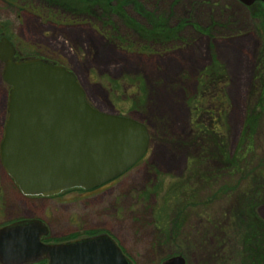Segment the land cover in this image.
I'll return each instance as SVG.
<instances>
[{"label": "rangeland", "instance_id": "374dc122", "mask_svg": "<svg viewBox=\"0 0 264 264\" xmlns=\"http://www.w3.org/2000/svg\"><path fill=\"white\" fill-rule=\"evenodd\" d=\"M141 2L146 10L170 17L171 27L187 22L171 49H143L130 39L125 46L120 27L116 37L113 26L64 22L61 12H46L39 1L0 0V37L16 48L19 60L37 58L64 67L91 107L141 123L149 134L148 150L135 166L90 191L23 196L0 164V228L42 220L57 242L107 233L135 264H159L167 257H181L185 264H220L239 250L232 237L241 232L244 219L243 186L253 189L264 222V184L254 169L264 161V115L251 166L216 177L207 171H217L209 162L207 170H199L215 181L205 177L183 185L187 162L201 146L188 100L204 69L214 63L224 68L228 105L220 128L228 154H233L246 107L259 91L254 75L264 67V17H259V3L245 7L236 0ZM130 16L143 23L134 12ZM129 43L139 45L137 50ZM1 72L0 66V143L9 91Z\"/></svg>", "mask_w": 264, "mask_h": 264}, {"label": "water", "instance_id": "95a60500", "mask_svg": "<svg viewBox=\"0 0 264 264\" xmlns=\"http://www.w3.org/2000/svg\"><path fill=\"white\" fill-rule=\"evenodd\" d=\"M245 7L264 0H236ZM0 39L3 82L10 88L0 164L23 196L90 191L123 175L146 154L145 125L103 114L86 101L75 76L42 59L16 61ZM38 221L0 228V264H132L108 236L44 245ZM164 264H185L174 257Z\"/></svg>", "mask_w": 264, "mask_h": 264}, {"label": "trees", "instance_id": "16d2710c", "mask_svg": "<svg viewBox=\"0 0 264 264\" xmlns=\"http://www.w3.org/2000/svg\"><path fill=\"white\" fill-rule=\"evenodd\" d=\"M32 1H39L41 8L46 12L54 9L61 12L62 18L65 19L64 22L97 21L106 27L113 26L116 37L120 27L125 31L122 33L125 35V38L123 37L125 40L123 39V42L120 43L127 46V41L130 39L133 42L142 43L144 45L142 48L148 50H150L149 48H156V50L171 49V46L180 40L181 30L187 24L186 21H183V23L171 27L169 25L170 17H164L156 10L153 12L146 10V6L141 0ZM255 5L260 8L259 17H264V4ZM132 12L137 14L143 23L140 24L134 20L130 16ZM129 44L133 51L137 50L135 46H139ZM263 69L264 67H261L260 71L254 75L256 84L257 82L260 83L257 88L259 91L255 96L256 101L249 103L246 107L241 132L233 154H228L227 144L221 135L220 128L228 105L227 73L218 63L211 64L200 73L196 94L188 100V108L190 109L194 137L201 142V146H199L200 150L197 156L187 162L183 185L200 178L204 181L205 177L206 180L212 182V180L215 181V178L211 174L218 177L221 175L220 172H227L229 169L238 174L239 171L242 173L243 169L251 166L249 160L251 155V158L255 156V140L264 115ZM253 90L254 88L251 90L252 96L255 95L252 93ZM209 162L213 163L217 171L207 170V163ZM261 162V167H254L259 173L260 186L264 184L263 159ZM203 168L211 174H202L200 170ZM243 187L246 188V192L243 191L245 202L241 206L244 219L241 224V232L232 237L238 244L239 250L228 259L222 258L220 264H264V222L257 215L258 204L255 202L256 196L252 191L253 189H249L248 185Z\"/></svg>", "mask_w": 264, "mask_h": 264}, {"label": "flooded vegetation", "instance_id": "af4514ba", "mask_svg": "<svg viewBox=\"0 0 264 264\" xmlns=\"http://www.w3.org/2000/svg\"><path fill=\"white\" fill-rule=\"evenodd\" d=\"M3 38V37H0V39ZM14 47V46H13ZM14 51H15V55H14V58L16 61H20V57L18 55V52L16 50V48L14 47ZM0 66L2 68V71H3V63L0 62ZM2 74V72H1ZM5 85V84H4ZM5 87L8 89V87L5 85ZM38 222H41L46 230H47V235L44 236L42 239H41V242L44 244V245H61V244H66V243H69V242H72V241H77V240H82V239H89V238H95V237H99V236H108L116 245L117 247L121 250L122 254L125 255V257L132 263V264H135L134 260L131 259V257H129L124 251L123 249L117 244V242L115 241V239L113 237H111L109 234L107 233H90L88 234L86 237H83V238H77V239H71V240H68V241H65V242H57L55 240H53L51 238V235H50V231H49V228H48V225L46 222L42 221V220H36ZM17 222H21V221H17ZM15 222V223H17ZM172 257H167V258H163L161 262H159V264H164L165 262H167L168 260H170ZM37 264H47V261L46 260H43Z\"/></svg>", "mask_w": 264, "mask_h": 264}]
</instances>
